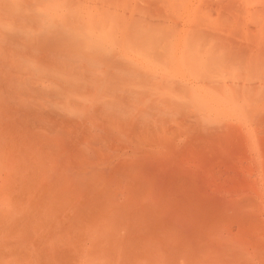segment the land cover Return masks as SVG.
<instances>
[{
  "label": "rangeland",
  "instance_id": "rangeland-1",
  "mask_svg": "<svg viewBox=\"0 0 264 264\" xmlns=\"http://www.w3.org/2000/svg\"><path fill=\"white\" fill-rule=\"evenodd\" d=\"M31 3L30 20L46 26L67 10L69 22L96 20L84 40L67 41L81 59L88 43L100 48L101 78L126 62L145 74L98 96L95 75L81 80L91 110L80 116L59 85L0 97L54 113L26 123L0 105V264H264V0ZM8 8L0 33L14 37H0V60L25 78L52 72L19 43L28 21L15 15L26 12ZM119 156L130 177L112 176Z\"/></svg>",
  "mask_w": 264,
  "mask_h": 264
},
{
  "label": "bare ground",
  "instance_id": "bare-ground-1",
  "mask_svg": "<svg viewBox=\"0 0 264 264\" xmlns=\"http://www.w3.org/2000/svg\"><path fill=\"white\" fill-rule=\"evenodd\" d=\"M23 1L26 2L20 4ZM11 2L13 3H10V5H6L5 0H3L2 6L0 5V24L2 23L1 21H3L2 17H5L6 15L10 14V9L8 7L12 8V12H20L24 10L26 14L23 16L14 14L17 18L25 17V21H28V30L26 32H21L17 34V37L20 38L19 43L25 45L26 42V45L29 44L30 47L28 48V50L33 53V58L36 59L35 63H38L40 65L42 64V66L52 69V72L49 73L48 71L44 70L45 74H41L38 76L36 70L32 69V71L27 72V77L25 78V76H23V73L21 72L22 70L15 69L14 64H11L12 67H7L5 63L0 60V97L3 96L12 99V97L19 98L25 93L29 94L30 92L34 91V86H31V84H35L38 90L40 86L43 85V89L41 90H43L44 92L53 89V85H59L63 89L70 90L71 99L76 103L75 114L80 116L85 115V113L87 114L91 110V108L85 107L84 105L82 106L79 102V99L81 97L80 90L82 89L81 80H86L88 78L92 79V74L95 75L93 85L91 86V94L94 93L92 96H98L100 89L103 90L109 88L111 83L118 82L119 80L123 81L125 78H127V74H142L141 71L144 72L143 74H145V66H140L138 64L135 66L132 63L126 62V65L121 67L118 72L107 73L105 77L101 78V59H95V57L98 55V52L100 51V48L95 46L94 43H88L92 50L89 49L87 51L89 53L85 59H81L76 56V52L73 49L74 47L73 45H71L75 43L73 41H67V39L71 40L77 37L79 40H84L86 35H90L92 32H94V28H96L97 23L95 19H85L80 22H69L68 19L72 16V12H69L67 10L66 13H62L59 15L60 20H49L46 26L42 22V20H30L28 10L33 7L31 0H11ZM43 25L46 26L45 29ZM38 32L41 33L37 34ZM11 36L14 37L13 31H8L7 33L1 31L0 33V37L2 40L10 39ZM1 52L2 48L0 47V53ZM26 55L29 54L26 53ZM20 65H29L28 60L25 59V62H20ZM84 68L86 69L83 70ZM62 70L70 72L71 75H76L78 79L65 80L63 78H57V74L61 73ZM26 81L30 83V86L24 85ZM124 81L128 85L132 82L130 78L125 79ZM50 82L52 85L47 84ZM129 90L130 89L127 87H122L114 91V95L119 99L117 105H120L124 102L123 100L127 97L126 95L127 93H129ZM64 96L65 94H63L62 92H58L55 95L53 94V97L51 95V100L55 101V99H60ZM51 103L52 101H48L44 102L42 105H48ZM2 104L6 105V107H9V111L12 110L11 113L13 114L11 115V119L16 121L36 123L40 120L51 119L54 116L53 109L49 106L32 111L30 104H25L19 109H14V104L11 100H2V102H0V105ZM70 123L83 125L81 122L76 123L73 120ZM68 126L76 127L75 125H62L61 128L66 129L68 128ZM130 129L131 128H129V131L126 130V132L122 134V137L124 139H129L132 135V130ZM118 140L122 142L121 137H118ZM108 161H110V159H108L106 162ZM97 164L98 165L95 166L101 170V160H99ZM17 168H19V170L21 171L20 167ZM111 168L112 176L123 178L125 176L130 177L134 165L131 163V160L127 157L123 158L119 156V158L115 160Z\"/></svg>",
  "mask_w": 264,
  "mask_h": 264
}]
</instances>
